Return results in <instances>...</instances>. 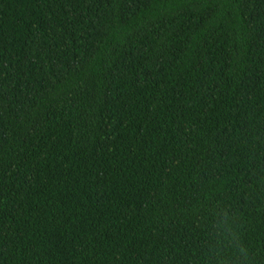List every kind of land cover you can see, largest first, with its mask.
Returning a JSON list of instances; mask_svg holds the SVG:
<instances>
[{
  "label": "trees",
  "instance_id": "obj_1",
  "mask_svg": "<svg viewBox=\"0 0 264 264\" xmlns=\"http://www.w3.org/2000/svg\"><path fill=\"white\" fill-rule=\"evenodd\" d=\"M220 210L264 264V0H0V264H197Z\"/></svg>",
  "mask_w": 264,
  "mask_h": 264
},
{
  "label": "clouds",
  "instance_id": "obj_2",
  "mask_svg": "<svg viewBox=\"0 0 264 264\" xmlns=\"http://www.w3.org/2000/svg\"><path fill=\"white\" fill-rule=\"evenodd\" d=\"M239 224L227 210L212 214L199 241L197 264H253L254 251Z\"/></svg>",
  "mask_w": 264,
  "mask_h": 264
}]
</instances>
